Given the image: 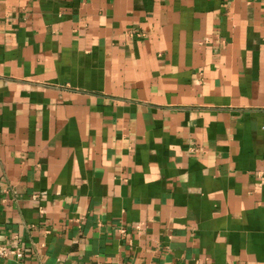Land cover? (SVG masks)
<instances>
[{
    "label": "crops",
    "instance_id": "1",
    "mask_svg": "<svg viewBox=\"0 0 264 264\" xmlns=\"http://www.w3.org/2000/svg\"><path fill=\"white\" fill-rule=\"evenodd\" d=\"M0 264H264V0H0Z\"/></svg>",
    "mask_w": 264,
    "mask_h": 264
},
{
    "label": "built area",
    "instance_id": "2",
    "mask_svg": "<svg viewBox=\"0 0 264 264\" xmlns=\"http://www.w3.org/2000/svg\"><path fill=\"white\" fill-rule=\"evenodd\" d=\"M8 253H15L17 256L21 255V252L16 251V250H5L4 248H0V254L2 255H7Z\"/></svg>",
    "mask_w": 264,
    "mask_h": 264
}]
</instances>
